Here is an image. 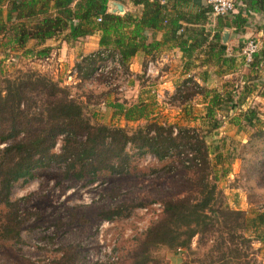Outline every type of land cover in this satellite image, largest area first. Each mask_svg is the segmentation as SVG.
<instances>
[{
    "label": "trees",
    "instance_id": "trees-1",
    "mask_svg": "<svg viewBox=\"0 0 264 264\" xmlns=\"http://www.w3.org/2000/svg\"><path fill=\"white\" fill-rule=\"evenodd\" d=\"M129 1L141 6L139 16L107 12L108 0H0V39L5 38L11 48H23L29 39L39 45L61 35L64 42L72 43L98 32V49L81 56L74 65L77 76L83 70L79 77L88 79L100 59L99 53L103 51L108 55L117 53L125 72H128L127 60L138 51L153 59L159 42L152 37L148 41L147 37L158 29H164L166 39L176 41L188 55L204 45L206 55L218 58L224 52V45L220 43L223 29L232 28L234 33L243 31L245 9L264 15V0H241L245 9L239 7L229 16H214L210 41H207L208 33L199 27L197 38L187 42L184 37L186 28H182L180 22L203 25L210 12L209 5H197L196 11L185 17L169 10L194 0ZM97 17L100 20L96 22ZM257 41L258 48L246 63L249 72L264 69V25ZM49 51L47 46L28 50L36 58L48 57ZM186 81L190 79L175 87L176 93L183 91L179 88ZM193 87L198 89L194 82ZM195 92L176 96L184 95L187 99ZM221 97L213 92L207 115L219 104ZM225 100L229 101L228 97ZM111 107L124 121L142 118L146 122L133 128L91 123L78 102L56 81L32 71L0 76V239L12 243L19 240L25 217L20 212V199L12 200L10 193L18 181L25 183L32 179L36 169L56 166L65 179L92 183L100 173L114 176L128 172L133 153H148L157 160L177 161L183 181L171 195H163L159 217L135 239V247L127 255L129 262L125 264H164L154 257L153 252L161 247L171 250L188 248L189 240L195 234L201 238V244L206 240L204 237L214 234L217 237L209 246L208 261L195 264H264L250 256L247 258L240 250V246L250 250L254 240L264 242V210L247 216L242 210L220 204L219 192L208 172L207 146L202 137L193 133L194 128L147 119L144 107L137 104L115 103ZM238 116L234 117L237 129L258 126L254 136L264 140V122L259 121L254 107L246 108ZM57 143L58 150L54 151ZM131 205L118 203L100 211L101 218L113 219ZM71 249L70 264H78L79 252L75 247ZM63 259L58 261L64 263ZM178 264L191 262L182 259Z\"/></svg>",
    "mask_w": 264,
    "mask_h": 264
},
{
    "label": "rangeland",
    "instance_id": "rangeland-1",
    "mask_svg": "<svg viewBox=\"0 0 264 264\" xmlns=\"http://www.w3.org/2000/svg\"><path fill=\"white\" fill-rule=\"evenodd\" d=\"M234 1L236 11L241 0ZM2 11L5 12L4 6ZM244 11L246 21L252 25L247 38L257 40V30H261L263 23L256 26L255 21L261 23L260 16ZM213 18L210 16L201 29L207 31L214 24ZM243 42H235L232 46L227 40L221 42L227 47L224 55L230 57L233 54L234 57L223 58L220 65L202 66V50L197 48L188 62L176 61L172 66L176 86L171 92L160 88L155 76L143 74L136 79L130 77L121 91L109 85L103 74H91L90 79H85L79 77L81 70L78 78L72 79L76 61L63 62L64 65L59 67V55L53 49L47 59L36 58L28 50L24 51L25 48L9 47L5 38L0 39V76L32 71L56 81L78 102L91 123L133 128L146 122L142 118L124 121L115 115L111 104L123 103L144 107L147 119L160 124L194 128L193 133L202 137L207 146L208 172L219 192L220 204L242 210L248 216L264 210V140L254 136L258 126H240L235 130L232 124L234 117H239V114L235 116L239 102L242 107H254L259 121L264 122V69L249 72L240 55ZM187 78L190 81L183 84L185 88H179L183 91L176 93L175 87ZM193 82L198 89L193 87ZM194 90L196 92L187 99L184 95L176 96ZM213 92L221 93V101L212 109V115H207ZM227 97L229 101L225 100ZM53 150H58V143ZM128 153L132 151L128 150ZM182 176L177 161L157 160L148 153H133L128 172L114 176L100 173L92 183L65 179L56 166L38 168L32 179L25 183L18 181L11 189L10 198L20 199V212L25 219L18 241L12 243L0 239V264H70L71 247H75L79 256L87 245L86 248L93 249L94 237L103 222H106L108 239L114 240L118 259V263L114 260V263L107 264L128 263L127 255L134 249L135 239L159 217L163 195H171L179 189ZM118 203L132 205L129 209H122L113 219L101 218L100 211ZM204 238L206 240L201 244V238L195 234L190 238L188 248L171 250L161 247L153 255L164 264H178L182 259L191 264L201 260L206 262L209 246L217 237L214 234ZM240 250L247 258L250 256L264 263V242L254 240L250 250L243 246ZM62 258L64 263L58 261Z\"/></svg>",
    "mask_w": 264,
    "mask_h": 264
},
{
    "label": "crops",
    "instance_id": "crops-1",
    "mask_svg": "<svg viewBox=\"0 0 264 264\" xmlns=\"http://www.w3.org/2000/svg\"><path fill=\"white\" fill-rule=\"evenodd\" d=\"M119 4L122 7V11L121 12H112V8L114 7V4ZM204 0H194L193 2L190 3H184V4H179L175 6V10L171 9L169 10L170 12L172 11V13L174 14V11H176V13H181L183 16L187 17L189 14H192L196 11L197 9V5H203ZM106 11L110 12V13H114L117 15H123V14H130L133 17L134 16H139L141 13V6L140 5H133L129 0H108L107 4H106ZM247 12H249V10L247 9ZM253 15H259L260 16V21L261 23H257L255 21V25L259 26V24H262V26L264 25V15L260 12H251ZM210 16L208 15L206 17V20L204 23H206L207 20H209ZM213 20V19H212ZM182 28H186L184 37L186 38L187 42L194 40V38H197V34L196 32H199V27H202L203 25L198 26L197 24H186L185 22H180ZM213 25H211V27L205 31V29L203 30L204 32L208 33L207 34V41L211 40V35L213 33V29L212 28ZM249 26H252L249 24V21L245 22V25L243 27V31L240 32H231L232 28H225L221 31L220 33V43H221V35L223 33V31H227V37L226 40L227 42L230 44V46H232L233 43L235 42H243L242 39L244 38L247 39V35L249 34ZM181 31V30H179ZM151 34V33H150ZM147 37V40L150 41L151 37L152 40L159 42V46L156 49V51L154 52V57L153 59L157 60V73L154 75L155 78L158 79V83L160 88H163V90H168L169 92L172 91V87L176 86V81H174V76L173 73L175 72L172 69V66H174L175 62L177 61L178 63H185L186 61L188 62L189 58L192 56V53H194L193 51L190 53V55L184 53V51L182 50L181 47L178 46V44L176 43V41L174 40H170V39H166L167 35H165V30L164 29H158L157 31L152 32V35H150ZM261 34V30L258 29L256 35L259 37ZM54 36L52 38L46 39L44 40L43 43L37 45L36 41L33 39H29L23 48L27 49V50H35L38 48H42L44 46L50 47V52L53 49V51L58 52L57 55H59L58 58V62H59V67L63 66V62H67V63H72V60L75 62H77L78 57L80 58L81 56L87 55L89 53H92L94 51H96L98 49V32H93L89 35H85L82 38H79L78 40L72 42V43H66L64 42L60 37ZM58 44V45H54V44ZM55 46L52 48V46ZM20 48V49H23ZM16 49V48H15ZM18 49V48H17ZM197 49H201L202 50V59H201V63L202 66L205 65H210V64H214V65H220L221 64V60L223 58H231L234 57V55L232 54L230 57H227V55H224V52L222 55H220L218 58H215L211 55H206L204 53L205 51V47L204 45L201 47H197ZM196 49V50H197ZM225 49H227V47H224V51ZM195 50V51H196ZM212 54V52H211ZM62 55V56H61ZM230 55V54H229ZM48 57H44V59H47ZM221 58V59H220ZM149 59L148 55H144V53L138 51L136 52L133 56L129 57V59L126 62L127 65V71L129 72V76L130 77H134L136 79V77H138L140 74L144 75V69H143V62L147 61ZM216 59V60H215ZM161 66L163 67L161 69ZM179 67V66H177ZM181 68V67H179ZM145 76V75H144ZM134 80V79H133ZM132 80V81H133ZM172 80V81H170ZM200 81H198L199 83ZM161 83V84H160ZM221 96V93L218 92ZM238 107L236 108V112L238 114H240L241 112H243L247 106L242 107V103L239 102ZM241 108V109H239ZM236 121V120H235ZM235 121H233V126L235 128V130L237 129V123H235Z\"/></svg>",
    "mask_w": 264,
    "mask_h": 264
},
{
    "label": "built area",
    "instance_id": "built-area-1",
    "mask_svg": "<svg viewBox=\"0 0 264 264\" xmlns=\"http://www.w3.org/2000/svg\"><path fill=\"white\" fill-rule=\"evenodd\" d=\"M161 3L164 0H160ZM206 5L210 6L209 16H225L235 11L234 0H204ZM244 8V4L241 2L240 6ZM100 18H95V21H99ZM258 48V41L256 39L247 38L241 48L240 55L242 60L247 63L251 60L252 54ZM99 60L95 63V68L92 72L93 76L100 74L106 75L108 84L117 90L121 91L125 88L127 80L130 78L129 74L122 70L118 61V54H107V51L99 53ZM157 60L148 59L143 67L145 76H154L157 73ZM67 77H70L69 75ZM72 79L78 78L75 69L72 70ZM90 79V78H89ZM106 222L101 223L98 231L94 237V248H86L80 255V261L78 264H107L112 263L117 259L116 251L114 250V240H109V235L105 233Z\"/></svg>",
    "mask_w": 264,
    "mask_h": 264
},
{
    "label": "water",
    "instance_id": "water-1",
    "mask_svg": "<svg viewBox=\"0 0 264 264\" xmlns=\"http://www.w3.org/2000/svg\"><path fill=\"white\" fill-rule=\"evenodd\" d=\"M111 10H112V12H121L122 7H121V5H119L117 3V4H114V7ZM226 37H227V31L225 30V31H223V33L221 35V42H225Z\"/></svg>",
    "mask_w": 264,
    "mask_h": 264
}]
</instances>
